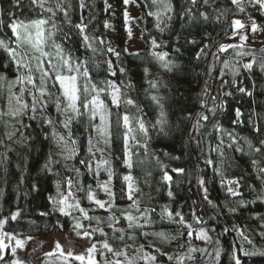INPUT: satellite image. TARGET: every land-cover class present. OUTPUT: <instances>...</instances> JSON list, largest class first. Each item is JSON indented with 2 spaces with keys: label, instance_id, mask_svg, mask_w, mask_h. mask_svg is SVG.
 <instances>
[{
  "label": "snow or ice",
  "instance_id": "snow-or-ice-1",
  "mask_svg": "<svg viewBox=\"0 0 264 264\" xmlns=\"http://www.w3.org/2000/svg\"><path fill=\"white\" fill-rule=\"evenodd\" d=\"M9 2L10 7L8 9L0 8V33H4V35H0V52H3L7 58L6 63H0V91L5 88L7 90L5 105L0 108V121L3 122L6 129L3 137L0 138V149H3V151H0V167H3L5 172L7 171L6 165L10 160L9 153L15 150L13 145H19L28 152L32 151L36 136L28 131L32 128V124L27 121L36 122L40 130L39 135H42L43 140L49 144L44 162L40 165V172L57 178L55 180L56 194L55 196L50 194L47 198L48 204L51 206L50 209L40 211L38 215L49 217L59 213L60 216L72 217L75 223L72 225L71 230L78 237L82 236L92 240L94 239L93 234L97 232L105 237L99 242L102 250L101 254L106 251L112 254L113 259H105L104 264H139L140 261H143V264H159L158 256L145 251L146 246L144 244L134 248L132 254L129 255L128 248L132 246L125 242L126 239L135 242L137 239L136 230H139V236L147 238L152 235L162 241L170 242L178 238L183 239L185 232L180 231L179 236H176L163 230L152 233L145 230L154 226L155 221L152 213H156L157 210L155 207L142 206L140 199L134 198L139 189L135 186V178L132 175L133 157H139L141 155L139 150L143 149L145 157L150 156L156 161L162 173L161 181L166 185V195L174 201L176 198L174 186L178 188L180 184L174 181L172 174L187 178L188 172L184 167H170L164 164L161 160V153L149 152L152 139L150 131H155L159 138L171 142L173 151L164 150L162 155L169 157L171 160L180 161L193 140L196 141L199 147L205 135L201 130L208 124L210 117L215 120L218 112L226 110L227 101L224 99L218 101L217 96H212L213 106L208 107L206 100L203 98L208 96L206 82L200 100V108L203 111L196 113L192 131L186 133V122L191 121L193 116L191 110L183 102V94L175 97V119H170L165 110V105L162 103L164 97L159 95L160 87H167V85H161L156 79H149L147 83L150 89L154 90L150 94V99L158 107L159 113L154 121L147 122L144 119L146 113L139 109V105L129 95V92L135 89L131 79L127 83L121 81L118 84L115 80L107 78L100 82L103 86H98L90 74L89 63L94 64L97 69L100 68V63L96 61L98 54L107 52L117 58L120 56V53L112 47L106 49L98 47L97 45L102 46L110 42H106L88 31L89 24L94 19L91 16V12L95 7L94 3L90 4L87 0H77V4L74 6L72 0H27L26 4L25 0H9ZM123 3L127 5L129 0H123ZM149 3L155 10L150 9L147 15L155 18V26L161 34L172 27V21L176 18L183 22L182 27L186 30H195L211 22L219 23L221 17H225L226 13L231 11L227 8L213 7L217 0H180L179 8H177L174 0H145L146 6ZM230 3L239 13L246 11L245 4H247L264 14V0H230ZM25 6L30 12L34 13L33 18L17 16L15 9L22 10ZM111 7L108 0H104V11L106 13ZM207 8L212 9L214 16H210V13L204 10ZM77 9L79 10V22L73 23L71 14L76 12ZM85 10L88 12L87 17L85 16ZM5 15L7 16V23H5ZM86 18L88 19L87 23L85 22ZM128 20L129 16L125 10V25H127ZM103 23L106 29L111 27L107 20ZM5 28L10 30V36L5 32ZM244 28L245 24L240 19L232 20L229 38L235 39L239 36L240 41L246 42L248 39L247 34H242L239 31ZM127 31L129 38H131V29L128 28ZM251 31H257L254 20L251 24ZM74 37L79 40L85 58L76 55L70 46ZM180 38L181 33H176L174 37L176 42L174 51L178 54L176 60L169 59L167 51H153L151 53L157 61L161 62V67L165 71L173 73L177 77L186 71L185 67L179 63ZM201 38L211 40V36L207 32L202 33ZM184 43L196 45L200 43V40L192 31H189L188 35L184 37ZM150 44L153 49L161 47L156 38H152ZM212 46L211 43L203 44L195 58L199 60L202 55H206L205 50H210ZM230 48H243V44L220 43L217 52L213 53V57L218 59V53L226 52ZM89 53H91V57H88ZM236 56H251V60L244 63L239 60L234 63L228 60L223 61L224 69H228L233 76L231 84L235 92L249 98H264V54L257 59L255 52L237 51ZM104 63L107 65L104 71H106L108 77H115L117 70L122 76L127 72L124 67L117 69L111 60H106ZM257 67L259 68V76L254 75ZM241 68L249 74L250 87L245 86L242 82L238 83L235 79L241 75ZM143 71L145 77H147L149 69L144 68ZM208 74H211V68ZM81 79L83 80L82 86L79 83ZM102 93L110 98L112 107L119 109L123 103L125 106L137 108L139 114L131 115L126 111L123 114L120 112L114 114L105 99L102 98ZM222 95L223 97H231L234 92L223 91ZM255 102L253 100V103ZM50 107L53 109L55 117L48 111ZM233 111L232 124H251V132L255 137L260 138L254 142L253 139L242 138L232 131L223 129L218 120L212 124V130L217 134V143L214 147L209 144L207 151L209 154L215 152L219 157V161L216 162L208 156L204 158V164L212 167L215 176L220 178V184L225 188L229 203L221 207L214 202L209 195L206 174L198 168H194L193 171L197 172L195 180L197 188L201 192L202 201L206 202L207 206L214 211L219 209L220 214L234 216L248 209L255 201H245L243 199L244 194L241 191V188L244 187L243 176L229 178L225 174L226 169L232 166L231 161L225 155V147L244 156L251 157L258 154L264 157V129L261 127V123H264V116H261V112L250 109L245 120V112L240 107L235 108ZM113 115H115L114 122L112 120ZM4 117H8V119L5 120ZM82 118H86L84 123V131L87 133L86 158H80L77 161L81 150L73 125L81 123ZM58 127L62 128L63 131L58 130ZM211 134V132L207 133L209 136ZM117 138L121 143L122 155L120 156L115 155L113 148ZM106 152L107 156L105 155ZM109 157L120 160L121 164L128 169V172L122 175L120 193L121 198L132 201L128 207L134 209L135 214L129 212L128 208H122L116 204L117 197L112 183L115 170L113 160ZM24 159L26 167L27 157H24ZM77 163L79 166H77ZM139 163L143 164L144 161L140 160ZM198 164L199 158L197 160ZM55 165L62 166L63 175L61 170L54 167ZM251 165L257 172V179L264 184V166H261V161L252 158ZM82 168L96 180L97 188L104 191L108 197L107 200L98 199L91 184L87 186L85 191L81 180ZM101 170L107 175L105 181L99 179ZM147 175L150 176L151 172ZM24 179V176H20L19 183L23 184ZM188 182L191 183V180ZM248 187L256 192L253 185ZM30 191L39 192L37 182L31 184ZM157 191H159V188ZM76 192H85L87 200L99 209L106 211L108 215L104 219L90 216L88 211L81 206ZM256 200L264 203V188L257 192ZM92 211H95V209H92ZM21 212L22 210L17 207L15 211L11 212L10 220L15 222L21 216ZM76 212H79L80 216H75L74 213ZM158 215L160 221L167 220L168 223L177 225L180 229H188L186 232L187 237L191 238L193 236L192 224L189 223L182 211L170 210L165 205ZM121 217L127 221L126 228L123 226L116 227L120 224ZM81 218L88 221L94 220L96 227H92L90 224L88 227L91 230L85 229V226L81 223ZM191 219L196 224L206 223L195 212L191 213ZM252 219L259 221L256 225L257 235L264 239V217L253 215ZM8 222L9 217L0 218V264H26V261L17 256V250H23L26 242L32 240L33 237L30 235L24 236L23 233L19 232L4 231V227ZM30 223L35 222L31 221ZM101 224H106L112 230V240L120 241L122 247L115 248L109 243L108 233L100 227ZM56 226L60 229L64 227L59 220H57ZM214 230L211 229V231ZM231 230L237 234L240 242L230 249V264H247L246 258H264V247H258L254 243L251 236L246 234V227L234 224ZM223 231L227 233L229 229L225 228ZM208 233L209 229L201 227L197 231L196 238L207 243L211 240ZM22 236L24 238H21ZM215 243L216 247L210 252L207 248L192 247L189 241V247L183 256L168 254L155 245L150 244L147 247L154 249L160 256H167L168 261L175 260L176 264H184L185 260H195L194 254L197 252L201 256L207 255L209 264H219L221 259L220 241L216 240ZM245 244L249 247H245ZM180 247L183 248L184 245L181 244ZM86 252L87 256L73 255L71 251L65 253L61 244L56 242L55 249L46 253V255H59L61 257L67 255L80 261L81 264H84L85 261H87V264H97L95 259V254L98 252L97 242H93L86 249ZM6 257L10 258L6 259Z\"/></svg>",
  "mask_w": 264,
  "mask_h": 264
},
{
  "label": "trees",
  "instance_id": "trees-1",
  "mask_svg": "<svg viewBox=\"0 0 264 264\" xmlns=\"http://www.w3.org/2000/svg\"><path fill=\"white\" fill-rule=\"evenodd\" d=\"M73 5L77 4V0H72ZM88 3L95 5L94 9L91 12V16L94 19L89 24L88 31L91 34H94L97 37L104 39L106 42L104 45H97L98 47H112L117 52L120 53L119 58L111 53L98 54L96 56V61L100 63V68L97 69L94 64L89 63V68L91 69V76L93 80L97 83L98 86H103L100 84L101 81L110 78L115 80L118 84L123 81L127 83L131 79L132 83L135 85V89L129 92V95L136 101L139 105V109L143 113H146L144 119L147 122L154 121L159 113V109L156 104L150 99V94L154 91L150 89L147 81L149 79L158 80L161 85H167V87H160L159 95L164 97L162 103L165 105V110L170 119H175L174 109L176 100L175 97L182 95L183 102L185 106L192 112V120L186 122L185 132L192 131V124L195 123L196 113L203 111L200 108V100L202 98V90L206 86L208 89V96L203 97L206 100L208 107L213 106L211 100L212 96H217L218 101L224 99L227 101L226 110L223 112H218L215 120L211 119L208 124L201 131L205 133L202 142L199 147L196 144V141L191 142V146L185 150V155L180 161L171 160L169 157H164L162 155L164 150L173 151V147L170 141L163 140L159 138L155 131H150L152 137L149 145V152H159L161 153V160L164 164L169 165L170 167H184L187 172V178L185 176L177 177L173 175L175 182H179L180 186L177 188L174 186V191L176 198L174 201L170 200L166 195V185L161 181V171L156 161L150 156L145 157L143 155V149H140L141 155L139 157L134 156L133 162L134 167L132 169V175L135 178V186L139 189L135 193L134 198L140 199L142 206L155 207L156 213H152L153 219L155 221L154 226L148 229H145L149 233L165 231L170 235L173 230H170L172 226L177 227V233L179 236L180 231H187L188 229H180L179 226L170 224L165 221H160L159 212L162 208L167 205L170 210H180L184 213L186 219L189 223L192 224V230L201 226V224H196L191 219V213L195 212L196 215L202 217L205 224H208L212 229H215V241H220L221 248V259L219 264H230V249L234 245H238L240 242L237 234L231 230L232 225H237L240 227H246V234L250 235L254 243L258 247H264V239H261L257 235L256 225L259 223L257 220H253V215H259L264 217V203L256 200L257 192L264 188V184L257 179V172L251 165V159L256 158L261 161V166H264V157L254 154L253 156H244L239 153H235L230 149L225 147V155L231 161V168L226 169L225 174L229 177H239L243 176L244 187L241 188L243 192V199L245 201H255L250 207L237 215H224L219 213V209L213 210L211 207L207 206L206 202L201 199V192L197 188L195 176L196 171H193L194 168L198 170H203V173L206 174L208 179V188L210 198L223 207L226 203H229V198L226 195L225 188L220 184V178L215 176L214 170L212 167H208L204 164V158L210 156L211 159L218 162V155L213 152L208 153V145L211 144L213 147L217 143V134L212 130V124L218 120L221 127L227 131H232L236 135L242 138H248L258 140L260 137H255L251 132V124L245 123L241 125H233L232 120L234 118V109L240 107L245 112V120L247 118V113L250 109H255L256 111L261 112V116H264V98L257 99L255 97L249 98L247 96H241L240 93L235 92L234 87L231 84L233 76L228 69H224L223 61L228 60L234 63V60H239L242 63L248 62L251 60V56H236L237 51H251L255 52L257 59L260 55L264 54V43L260 45H243V48H230L228 51L223 53H218V59L213 57V53L217 52V47L220 43L224 44H235L233 39H230V24L233 18H243L244 13H239L236 11L233 5H231L230 0H217V3L213 5L215 8H227L231 11L227 12L225 17H221L219 23L211 22L205 26L198 27L195 30L185 29L182 27V21L178 18L172 21V27L166 30L161 34L155 24L156 20L153 16H148V11L155 10L152 8L149 3L145 5V0H137L139 4V14L134 19L136 26L138 27L143 41V48L138 51H125L126 42L128 40V34L125 30L124 25V12L125 4L123 0H108V3L112 6L108 12L104 11V0H87ZM27 0H25V4ZM177 8H179L180 0H174ZM10 7L9 0H0V8L8 9ZM199 7V5H198ZM210 13V16H214L211 8L204 9ZM17 16L21 18H33L34 13L30 12L29 9L25 6L23 9H15ZM73 23L79 22V10L72 14ZM88 12L85 10V16L87 17ZM110 15H112V21H110ZM5 23H7V16L4 17ZM107 20L111 25L109 28L104 27V21ZM85 22H88L86 18ZM189 31H192L193 34L200 40V43L196 45L185 44L184 37L188 35ZM5 32L10 36V30L5 28ZM207 32L211 36V40H204L201 38V34ZM111 33V35H110ZM176 33H181L180 45L181 52L179 54V63L183 65L186 69L185 72L181 73L179 77L175 76L173 73H168L161 67V62L157 61L152 52H162L167 51L169 53V59L176 60L178 54L174 51L176 47L175 35ZM228 33V35H226ZM4 35V33H0ZM112 36V37H111ZM152 38H156L158 43L161 44L160 48L153 49L151 47L150 41ZM205 43H211L213 46L210 50L206 49V55H202L199 60L195 57L199 52V48ZM75 54L85 58L84 50L80 47L79 40L74 37L73 43L70 45ZM138 53V55H137ZM88 57H91V53L88 54ZM106 60H111L114 66L118 69L119 67H124L127 69L125 75H121L117 70V75L115 77H108V74L104 69L107 65L104 63ZM7 58L3 52H0V63H6ZM144 68L149 69V75L145 77ZM211 68V74L209 75V69ZM254 75L259 76V68L255 69ZM249 74L241 68V75L236 77L238 83L242 82L245 86L251 85V80L248 79ZM81 86L83 85V80L79 81ZM126 90V89H125ZM145 90H148L147 92ZM55 91V89H53ZM127 91V90H126ZM223 91L234 92V95L231 97H223ZM102 98L105 99V102L108 104L110 110L115 114L120 112L123 114L125 111L131 115H138L139 111L137 108L132 106H125L123 103L119 109L112 107L110 98L106 94H101ZM7 90L6 88L3 91H0V108H3L6 102ZM27 98V97H26ZM253 100L256 102L253 103ZM55 117L53 109L50 107L48 109ZM210 115V113H209ZM5 120L8 117H4ZM86 118H82L81 123L74 124L73 130L79 140V146L81 154L77 157V161L80 158H86V137L87 133L84 131V123ZM113 122L115 121V115L112 117ZM32 124V128L28 129L32 135L36 136V140L33 141V148L31 152H28L19 145H13L14 151L9 153L10 160L6 165L7 171H4L3 167H0V218L9 217V222L5 225L4 231L7 232H19L23 233L24 236L39 237L44 234L46 231L52 228L56 224L57 220L63 223V229L67 231L69 235H76L72 231V225L75 221L72 217L60 216L59 213H56L49 217H40L38 212L48 211L50 205L48 204V196L51 194L55 196V180L57 179L53 175H45L40 172V165L44 162V158L48 152L49 144L47 141L43 140L42 135H39V128L37 123L34 121H27ZM98 123V120L96 121ZM262 129H264V123H261ZM5 127L2 121H0V138L3 137ZM47 130V129H45ZM58 130L63 131L62 128L58 127ZM208 132L212 134L207 135ZM195 135V133H193ZM186 138V137H185ZM227 143V139L225 138ZM103 146V145H101ZM178 149V145L176 146ZM115 155L120 156L121 153V143L119 138L117 142L113 145ZM39 149V151H37ZM3 151V149H0ZM135 151V149H133ZM107 156V152L105 153ZM27 157V166L25 167V159ZM113 160V167L115 170V175L113 177V190L116 192V204L120 205L122 208H128L129 212L135 214L134 209L129 208L128 206L132 201L127 200L126 198H121L120 188L122 186V175L128 172V169L121 164L120 160L115 159L114 157H109ZM199 158V164L197 165V160ZM140 160H143L144 163H139ZM77 166L78 163H77ZM56 169L61 170L62 175L63 170L61 165H55ZM151 172V175H147ZM24 176V183H19V177ZM100 181L107 180L106 173L101 170ZM85 191L89 184L92 185V188L98 199L107 200L108 197L104 191L96 186V180L92 178L91 175L87 173L85 169L82 168V177H81ZM191 180V183L188 181ZM33 182H37L39 186V192H31L30 186ZM253 185L256 188V192H253L248 186ZM159 188V191L157 189ZM75 191V189H74ZM76 196L80 201V204L86 211H88L90 216L100 217L104 219L108 213L102 209H99L96 205L90 203L85 192H76ZM19 207L22 212L21 216L15 221L10 220L11 212L15 211ZM95 209V211H92ZM115 210V209H114ZM75 216H80L79 212L74 213ZM119 215V213H117ZM34 221L35 223H30ZM81 223L85 226V229L91 224L92 227H96L95 221L83 220L81 218ZM127 227V221L121 217L120 224L116 227ZM100 227L108 233L109 243L112 244L115 248L122 247L120 241L112 240V230L106 226V224H101ZM228 228L229 231L225 233L223 229ZM174 233V231H173ZM137 239L135 242L126 239V243L132 247L128 248L129 255L132 254L133 249L139 247V245L144 244L145 251L158 256L159 264H176V261H168L167 256H160L158 252H155L154 249H149L147 245H155L158 248H161L164 252L168 254H181L183 251L181 247L176 246V250H170L169 246L174 245L175 241L171 240L162 241L156 236L149 235L147 238L139 236V230H136ZM119 235V233H117ZM93 241H102L105 237H102L98 232L93 234ZM23 237V236H22ZM182 244H189L191 239L187 237L186 233L183 239H177ZM245 247L249 245L245 244ZM216 247V243H215ZM101 249H98L97 258L102 260L104 255L111 256L112 254L103 251L101 254ZM108 259H113L108 257ZM123 259V258H121ZM247 264H264V258H246ZM38 264H81L78 260H75L72 257H61V256H45L40 258ZM101 264V261L99 262ZM139 264H143V261H140ZM184 264H196L193 262H188L185 260ZM209 264V263H208Z\"/></svg>",
  "mask_w": 264,
  "mask_h": 264
},
{
  "label": "rangeland",
  "instance_id": "rangeland-1",
  "mask_svg": "<svg viewBox=\"0 0 264 264\" xmlns=\"http://www.w3.org/2000/svg\"><path fill=\"white\" fill-rule=\"evenodd\" d=\"M246 11L241 21L245 24V28L242 30H239L242 34L246 33L248 36V39L246 42L240 41L239 36H237L234 40L235 44H243V45H260L264 43V14H261L260 11H258L256 8L249 7L247 4H245ZM125 10L128 13L129 20L127 25H125V30L128 34L127 29H131V38H129L128 34V40L126 42V49L128 52L130 51H138L143 48L144 44L141 39L140 31L138 27L136 26L134 19L139 14V4L137 0H129V3L125 5ZM110 21H112V15L109 16ZM234 20V18L232 19ZM231 20V21H232ZM255 21L257 25V31L252 32L251 31V24L252 21ZM111 35V33H110ZM112 37V36H111ZM235 62V60H234ZM204 227L206 229H209V236L211 237V240L209 242H205L202 239H197V231L199 228ZM87 230H91L89 227L86 228ZM211 227L208 224H202L198 228L193 230V236L190 238V244L192 247L196 248H207L208 251H212L215 248V235L214 232L211 231ZM170 230H173L171 234L178 235L177 233V227L172 226L170 227ZM188 231V230H187ZM185 231V233L187 232ZM24 238V237H21ZM175 244L170 245V250H176V246H180L183 242H179L177 239L174 240ZM56 242H59L64 249L65 253L71 251L73 255L81 254L87 256L86 249L91 246L93 242H97V248L101 249L100 241H93L88 238L77 236V235H69L66 230L60 229L55 225L52 226L51 229L46 231L44 234H42L39 237H33L32 240L27 241L25 244V247L23 250L18 249L17 250V256L26 261V264H38V261L40 258L47 257L46 253L51 252L55 249ZM184 247L182 249V253L180 254L183 256L187 248L189 247V244L185 243L183 244ZM196 259L195 260H186L188 262H193L196 264H208L209 263V257L207 255L201 256L199 252L194 254ZM59 256V255H58ZM64 257L68 258L67 255ZM108 257L112 258L111 256L104 255L102 260H98L97 253L95 254V259L97 261V264L101 261V264H104L105 259H108ZM10 258V257H6ZM70 258V257H69ZM73 258V257H72ZM80 262V261H79ZM81 263V262H80ZM84 264H87V261L84 262Z\"/></svg>",
  "mask_w": 264,
  "mask_h": 264
},
{
  "label": "bare ground",
  "instance_id": "bare-ground-1",
  "mask_svg": "<svg viewBox=\"0 0 264 264\" xmlns=\"http://www.w3.org/2000/svg\"><path fill=\"white\" fill-rule=\"evenodd\" d=\"M234 19H239V18H234ZM241 20V19H240Z\"/></svg>",
  "mask_w": 264,
  "mask_h": 264
}]
</instances>
